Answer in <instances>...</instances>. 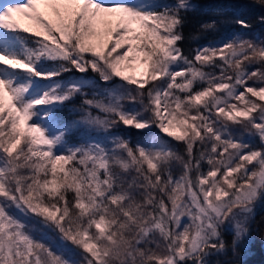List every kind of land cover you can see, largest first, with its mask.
I'll return each mask as SVG.
<instances>
[{
	"label": "snow or ice",
	"instance_id": "1",
	"mask_svg": "<svg viewBox=\"0 0 264 264\" xmlns=\"http://www.w3.org/2000/svg\"><path fill=\"white\" fill-rule=\"evenodd\" d=\"M194 7L0 3V264H241L264 201V39L233 17L185 53Z\"/></svg>",
	"mask_w": 264,
	"mask_h": 264
},
{
	"label": "trees",
	"instance_id": "2",
	"mask_svg": "<svg viewBox=\"0 0 264 264\" xmlns=\"http://www.w3.org/2000/svg\"><path fill=\"white\" fill-rule=\"evenodd\" d=\"M195 5L194 9L187 13L186 23L183 29L186 37L182 42L181 47L185 53L195 49L201 45H205L213 40L220 39L226 33L234 31H241L235 25L230 23H221V21L230 20L233 17H240L248 20L252 24V28L249 30V34L252 37L258 36L260 39H264V25L260 24L258 17L264 14V9L258 7L253 3V0H192ZM212 20L218 21L217 30L215 32H199V25L204 22H210ZM30 26V22L21 20V27ZM193 34L199 35V39L192 40L190 37ZM21 35L28 36L29 33H21ZM46 66H51V62H46ZM70 74H64L61 79H67ZM79 76V73H75ZM91 79H97L98 77L93 73L87 74ZM47 83V81H43ZM252 83V81H249ZM86 91H90L86 89ZM79 103V101H77ZM69 107H71L69 105ZM61 117L67 119L69 113L67 109L58 113ZM132 140L135 143L137 140L144 139V137L137 132H132ZM76 137H73L70 142H75ZM34 223V222H30ZM35 235L39 238L41 232H44L47 236L46 243L50 244L55 250H63L61 241L56 233L44 229L41 225L35 224ZM226 239L231 240L230 235H226ZM65 255H69L65 253ZM231 255V254H229ZM76 258V257H72ZM216 259V258H213ZM220 259H224L221 257ZM241 264H264V204L256 208L255 219L252 223L251 238L248 241V246L242 251L239 257Z\"/></svg>",
	"mask_w": 264,
	"mask_h": 264
},
{
	"label": "rangeland",
	"instance_id": "3",
	"mask_svg": "<svg viewBox=\"0 0 264 264\" xmlns=\"http://www.w3.org/2000/svg\"><path fill=\"white\" fill-rule=\"evenodd\" d=\"M7 2H8V0H0V3H7ZM143 71H144L143 67H137V68L135 69V71H129L127 74L135 75L136 77L139 78V77H141ZM254 143L258 144L259 142H258V140H257V141H254ZM263 204H264V201L259 202V203L257 204L256 208H257V207H260V206L263 205ZM255 211H256V209H255ZM62 247H63V246H62Z\"/></svg>",
	"mask_w": 264,
	"mask_h": 264
}]
</instances>
